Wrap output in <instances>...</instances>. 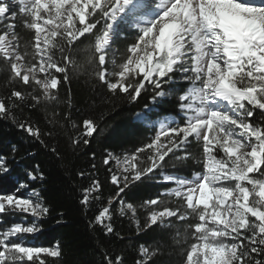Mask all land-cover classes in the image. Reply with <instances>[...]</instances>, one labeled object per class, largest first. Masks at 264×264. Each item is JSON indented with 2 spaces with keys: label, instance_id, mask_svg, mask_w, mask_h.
Listing matches in <instances>:
<instances>
[{
  "label": "snow or ice",
  "instance_id": "1",
  "mask_svg": "<svg viewBox=\"0 0 264 264\" xmlns=\"http://www.w3.org/2000/svg\"><path fill=\"white\" fill-rule=\"evenodd\" d=\"M18 16L33 34L23 46ZM0 25V59L17 82L0 95V119L44 148L48 145L40 137L51 132L42 133L31 117L16 113L58 100L60 88L70 85V74L81 67L76 48L90 37L88 63L108 93L129 104L147 98L135 113L138 122L178 94V118L150 125L158 127L147 143L120 155L105 150L101 163L108 185L95 177L92 164L80 204L88 209L106 187L116 191L90 226L119 236L114 216L130 212L134 217L137 211L124 198L145 181H155L171 186L140 205L146 218L142 226L135 221L138 233L179 223L191 240L185 241L183 264H264V0H0ZM126 26L135 35L117 63L112 46ZM102 119L103 114L83 119L84 133L72 144L87 147L103 131ZM193 142L200 146L199 158L191 151ZM19 151L10 145L7 153L0 152V176L11 175ZM49 152L59 155L55 146ZM91 156L95 160L96 153ZM170 162H191L201 171L191 178L166 174ZM25 176L29 182L45 179L36 163L27 166ZM17 183V191L0 194V264H51L49 257H62L59 241L52 246L28 242L42 231L51 206L40 186ZM12 218L16 222L9 223ZM156 251L141 245L144 258L136 264H150ZM103 264H124V259L105 256Z\"/></svg>",
  "mask_w": 264,
  "mask_h": 264
},
{
  "label": "trees",
  "instance_id": "2",
  "mask_svg": "<svg viewBox=\"0 0 264 264\" xmlns=\"http://www.w3.org/2000/svg\"><path fill=\"white\" fill-rule=\"evenodd\" d=\"M20 18V17H19ZM21 18L17 21L16 31L21 37V45L32 40V32L23 27ZM3 25H0V29ZM135 30H124L123 37L115 40L116 60L126 55V45L132 41ZM89 38L79 45L74 52V59L81 65L80 69L70 74L71 83L60 88L57 101L42 103L37 110L24 108L17 112L18 118L31 117L32 122L40 127L42 133L51 132V136L42 135L41 140L48 148L40 145L39 141L29 138L19 130L10 120L0 119V152L7 153L10 145L19 148L16 156L17 163L12 164L14 171L11 175L0 176V194L17 191L18 183L28 182L32 187L40 186L41 195L51 206L50 215L41 221L42 231L34 237H29L28 242L36 246H52L57 241L61 246L62 257L51 258V264H103L105 256H121L124 264H136L143 259L140 246L149 250H157L151 258L150 264H183L184 250L187 243H191L189 233L183 224L176 223L167 229L156 228L137 232L136 220L141 226L146 218V210L140 205L143 201L154 197L162 189L171 185L145 181L138 188L133 189L124 198L125 204L132 203L137 206L135 216L129 212L126 216H114V227L119 236L105 235L100 226H90L95 214L106 203L110 194H114V187H106L99 194L101 199L94 202L88 209L80 204L82 189L90 184L89 177L93 175L92 164L97 170L95 177L108 185L109 177L102 165L105 150L120 155L135 147H140L148 142L156 128H149L147 123L138 122L135 113L140 111L147 98L141 99L136 104H129L123 99L113 98L106 87L94 77V64L88 63L91 55ZM29 52L31 49L29 48ZM109 70L111 66L109 65ZM17 82L10 80L7 63L0 59V95H7ZM186 88L185 85H177ZM177 95L162 101L157 110L146 114L148 119H156L164 115L176 116ZM103 131L95 135L91 143L85 147L72 144L73 138L83 135V119L99 118ZM70 115V119H66ZM178 118V117H177ZM73 123L76 125L72 127ZM196 145V148H193ZM55 146L59 155L51 154L49 149ZM191 151L199 158L200 146L193 142ZM95 152V160L91 154ZM29 153L34 155L30 156ZM33 163L40 164L44 172L43 182H29L25 176L27 166ZM81 171L85 176H79ZM199 165L191 162L181 164L170 162L164 169L165 173H176L191 177L193 172H199ZM157 179H160L157 174ZM20 194L28 195L30 191L20 189ZM164 199H173L165 197ZM119 207L114 205V209ZM61 213L63 215H61ZM12 218L9 223L16 222ZM61 220L62 223H57ZM187 240V243L185 241Z\"/></svg>",
  "mask_w": 264,
  "mask_h": 264
},
{
  "label": "rangeland",
  "instance_id": "3",
  "mask_svg": "<svg viewBox=\"0 0 264 264\" xmlns=\"http://www.w3.org/2000/svg\"><path fill=\"white\" fill-rule=\"evenodd\" d=\"M10 4H12V0L9 2ZM13 10L15 11V10H17V6H15V5H13ZM21 18V20L23 19V17H20ZM19 18V16H18V18H17V20L15 21V23H17V21L20 19ZM124 30H134L131 26H126V27H124ZM123 30V31H124ZM123 31H122V33H121V35L119 36V37H123ZM118 37V38H119ZM113 49H115V42L113 43ZM112 56H113V53L110 51L109 52V59H111L112 58ZM115 56H116V52H115ZM185 87H187V85H185ZM164 117H169V118H177L176 116H173V115H164V116H160V117H158V118H156V119H153V120H151V119H147V121H145V123H147V125L149 126V128H156V127H158V124L156 125V127H151L150 125H152L154 122H156V121H158V120H160V119H162V118H164ZM136 119V118H135ZM198 146V145H197ZM193 148H196V145H194V147ZM166 174H169V173H166ZM181 176H185V175H181ZM187 177V176H186ZM188 178H191V177H188ZM28 195H31V193L29 192L28 193Z\"/></svg>",
  "mask_w": 264,
  "mask_h": 264
}]
</instances>
